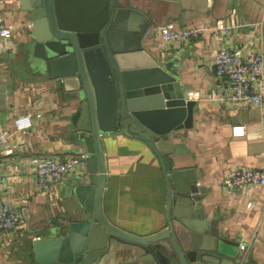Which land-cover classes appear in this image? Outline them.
<instances>
[{
  "label": "crops",
  "instance_id": "obj_1",
  "mask_svg": "<svg viewBox=\"0 0 264 264\" xmlns=\"http://www.w3.org/2000/svg\"><path fill=\"white\" fill-rule=\"evenodd\" d=\"M137 1L152 20L145 48L161 62L176 61L179 82L196 101L193 124L170 133L171 149L162 152L164 163L140 138L106 139L103 212L110 222L137 235L171 226L181 247L190 252L189 264H264V187L222 184V178L237 166L264 169V103L220 99L224 79L213 65L222 40L234 48L259 50L264 56V0ZM0 12L13 31L9 38L0 37L4 199L28 208L23 226L0 230V264H33L36 237L59 234L69 222L84 218L74 192L79 174L46 188L38 184L33 163L37 157L66 158L85 150L76 140L82 98L71 83L50 76L36 64L22 0H2ZM217 22L232 26L225 38L215 30ZM168 23L205 30L177 46L157 32V27ZM22 115L31 119L24 131L17 130L14 122ZM237 125H244L243 135H233ZM166 170L179 171L178 185L183 189L196 179L201 199L191 204L181 198L169 206ZM213 229L227 241L218 240ZM242 242H250L248 251L241 250ZM154 246L149 250L113 241L101 264H181L168 238Z\"/></svg>",
  "mask_w": 264,
  "mask_h": 264
},
{
  "label": "water",
  "instance_id": "obj_2",
  "mask_svg": "<svg viewBox=\"0 0 264 264\" xmlns=\"http://www.w3.org/2000/svg\"><path fill=\"white\" fill-rule=\"evenodd\" d=\"M22 9L36 64L71 83L82 98L76 140L90 155L74 187L84 218L69 222L59 234L36 237L33 264H101L113 241L154 250L167 238L181 264H189L190 252L171 226L137 235L110 222L102 208L106 139L140 138L164 163L170 133L193 124L196 101L181 86L176 61L161 62L143 43L152 24L149 13L137 0H22ZM165 173L169 206L181 198L191 204L201 199L196 179L183 189L178 170ZM212 234L227 241L216 229Z\"/></svg>",
  "mask_w": 264,
  "mask_h": 264
},
{
  "label": "built area",
  "instance_id": "obj_3",
  "mask_svg": "<svg viewBox=\"0 0 264 264\" xmlns=\"http://www.w3.org/2000/svg\"><path fill=\"white\" fill-rule=\"evenodd\" d=\"M2 0H0V7ZM230 25L217 22L215 30L224 38L231 31ZM205 27L185 26L177 27L168 23L157 27V32L168 44L182 45L188 40L198 37ZM13 31L5 23L0 12V37L9 38ZM213 65L217 75L224 79V85L219 90L220 99L230 98L248 105H262L264 103V56L256 49L234 48L222 40L213 58ZM198 96V92L195 93ZM17 130H26L31 126L29 115L15 118ZM245 133L244 125L233 127V135ZM6 143V134L0 131V148ZM90 155L86 150L66 158L37 157L34 159V171L39 185L52 188L68 176H76L85 170V164ZM222 184L228 188H244L259 185L264 187V169L250 166H237L231 169L223 178ZM4 179L0 169V230L8 231L23 226L27 221L28 208L25 205L12 206L4 199ZM250 242H242L240 248L248 251Z\"/></svg>",
  "mask_w": 264,
  "mask_h": 264
}]
</instances>
